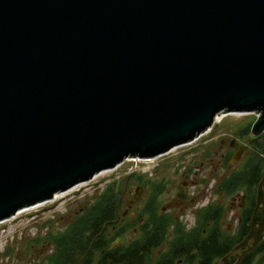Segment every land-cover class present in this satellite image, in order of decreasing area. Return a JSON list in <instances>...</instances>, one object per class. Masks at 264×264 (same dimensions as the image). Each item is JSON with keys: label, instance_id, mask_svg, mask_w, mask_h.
<instances>
[{"label": "water", "instance_id": "water-1", "mask_svg": "<svg viewBox=\"0 0 264 264\" xmlns=\"http://www.w3.org/2000/svg\"><path fill=\"white\" fill-rule=\"evenodd\" d=\"M220 113L264 131V0H0V222Z\"/></svg>", "mask_w": 264, "mask_h": 264}, {"label": "flooded vegetation", "instance_id": "flooded-vegetation-1", "mask_svg": "<svg viewBox=\"0 0 264 264\" xmlns=\"http://www.w3.org/2000/svg\"><path fill=\"white\" fill-rule=\"evenodd\" d=\"M248 114L125 168L44 233L41 264H264V131Z\"/></svg>", "mask_w": 264, "mask_h": 264}, {"label": "rangeland", "instance_id": "rangeland-1", "mask_svg": "<svg viewBox=\"0 0 264 264\" xmlns=\"http://www.w3.org/2000/svg\"><path fill=\"white\" fill-rule=\"evenodd\" d=\"M227 118L233 120L244 119L246 121L252 119L253 115L248 113L224 115L221 121L213 126H217L216 133L214 134L219 135L226 131L223 124ZM210 131L205 132L204 135ZM162 157L164 158V156ZM152 164H154V161L143 163L141 168L144 171H148ZM124 165L126 166L121 167ZM127 167V170H129V162H124L122 165L99 175L89 183L78 187V189L67 195L66 199L61 200L58 198L52 203H47L16 214L13 218L0 224V242L6 244L0 250V264L43 263L42 257L50 249L43 239L45 236L44 233L63 228L65 224V217L63 216L66 215L70 208L82 206L84 202H88V199L94 192L107 182L119 178L123 170Z\"/></svg>", "mask_w": 264, "mask_h": 264}, {"label": "built area", "instance_id": "built-area-1", "mask_svg": "<svg viewBox=\"0 0 264 264\" xmlns=\"http://www.w3.org/2000/svg\"><path fill=\"white\" fill-rule=\"evenodd\" d=\"M224 115H227V114H226V113H220L219 115H217V116L215 117L214 123H219ZM151 159H152V158H137V157H131V158H126L123 162H129V164H130V165H129V170L134 169V170H137V171H144V170H142L141 165H143V163L150 162ZM119 165H120V164H119ZM119 165H118V166H119ZM118 166H117V167H118ZM115 168H116V167H115ZM111 170H112V169H111ZM102 173H105V172H101L100 174L95 175L91 180L86 181V182H83V183H80L79 185H77V186L74 187L73 189H71V190L65 192L64 194L60 195L59 197H57V198H55V199H52V200H50V201H47L46 203H44V204H42V205H45V204H47V203H52V202H54V201H55L56 199H58V198H60L61 200H62V199H66V196L69 195L70 193H72L74 190L78 189V187H80L81 185H83V184H85V183H89L90 181L96 179V178H97L99 175H101ZM61 200H60V201H61ZM39 206H41V205H39ZM37 207H38V206H37ZM34 208H35V207H34ZM15 215H16V214H15ZM15 215L11 216L10 218H8V219H6V220H9V219L13 218ZM6 220H4V221H6ZM4 221H1L0 224H2ZM5 245H6L5 243L0 242V250H2V249L5 247Z\"/></svg>", "mask_w": 264, "mask_h": 264}, {"label": "trees", "instance_id": "trees-1", "mask_svg": "<svg viewBox=\"0 0 264 264\" xmlns=\"http://www.w3.org/2000/svg\"><path fill=\"white\" fill-rule=\"evenodd\" d=\"M48 237L47 238L48 240H51V241H63V240H68V235H64V236H55V235H52L50 233H48ZM46 242V241H45Z\"/></svg>", "mask_w": 264, "mask_h": 264}, {"label": "bare ground", "instance_id": "bare-ground-1", "mask_svg": "<svg viewBox=\"0 0 264 264\" xmlns=\"http://www.w3.org/2000/svg\"><path fill=\"white\" fill-rule=\"evenodd\" d=\"M82 186V185H81Z\"/></svg>", "mask_w": 264, "mask_h": 264}]
</instances>
